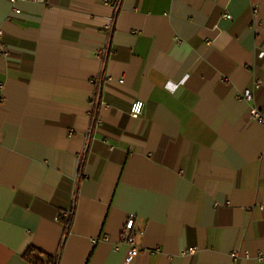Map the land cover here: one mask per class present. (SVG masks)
Returning a JSON list of instances; mask_svg holds the SVG:
<instances>
[{
	"label": "crops",
	"instance_id": "crops-1",
	"mask_svg": "<svg viewBox=\"0 0 264 264\" xmlns=\"http://www.w3.org/2000/svg\"><path fill=\"white\" fill-rule=\"evenodd\" d=\"M105 1L0 0V264H264V0Z\"/></svg>",
	"mask_w": 264,
	"mask_h": 264
},
{
	"label": "built area",
	"instance_id": "built-area-1",
	"mask_svg": "<svg viewBox=\"0 0 264 264\" xmlns=\"http://www.w3.org/2000/svg\"><path fill=\"white\" fill-rule=\"evenodd\" d=\"M14 1V0H11ZM121 0H106L105 4L109 5L114 11H116L119 8ZM16 13H18V10H15ZM226 19L230 18V15H225ZM1 35H2V30L0 29V54H5L6 50L4 46L1 44ZM105 55V50L101 49L99 52V56L103 58ZM109 80V79H108ZM119 83H123V80H119ZM255 87L253 88H248L242 91L241 93L238 94V99L240 101L246 102V103H252L254 101V91L260 86V82H256L254 84ZM147 112V104L145 101L142 100H136L132 102L129 110V117L133 119H138L142 118L145 116ZM250 118L260 124H264V114L255 106H252L249 111ZM99 123V120H97ZM71 216V209L60 211L57 218L58 220L65 225L67 220ZM97 239H93L92 243L96 244ZM120 242L128 246V258H133L135 257L138 253H140V246L137 244V233L134 230V219L132 217H129L122 228L121 234H120ZM187 254H192L194 252V249L190 248L187 251ZM185 252V253H186ZM231 257L233 259L238 258V253L237 251H233L231 253ZM257 260L262 261L264 260V255H257Z\"/></svg>",
	"mask_w": 264,
	"mask_h": 264
},
{
	"label": "trees",
	"instance_id": "trees-1",
	"mask_svg": "<svg viewBox=\"0 0 264 264\" xmlns=\"http://www.w3.org/2000/svg\"><path fill=\"white\" fill-rule=\"evenodd\" d=\"M73 215H74V210L72 209L71 210V216L64 225L63 236L60 240L57 253L54 256L47 255V254H45V253H43V252H41L35 248H32L30 246V248L27 249V251L25 252L23 257L30 264H59V258L58 257L60 256L63 241H64V239H65L66 235L68 234L69 229L71 227Z\"/></svg>",
	"mask_w": 264,
	"mask_h": 264
}]
</instances>
